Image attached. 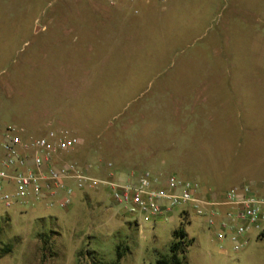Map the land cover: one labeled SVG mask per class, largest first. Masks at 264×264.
Here are the masks:
<instances>
[{"label":"rangeland","instance_id":"1","mask_svg":"<svg viewBox=\"0 0 264 264\" xmlns=\"http://www.w3.org/2000/svg\"><path fill=\"white\" fill-rule=\"evenodd\" d=\"M134 4L141 14L108 0H0V127L70 128L83 144L69 159L98 177L145 168L202 193L251 178L264 191V0ZM174 12L183 25L162 38L151 22ZM167 158L179 160L167 170ZM181 225L194 240L182 264H264V235L235 252L191 207L146 221L105 187L66 208L0 201V264L108 263L119 246L121 264H158Z\"/></svg>","mask_w":264,"mask_h":264},{"label":"built area","instance_id":"2","mask_svg":"<svg viewBox=\"0 0 264 264\" xmlns=\"http://www.w3.org/2000/svg\"><path fill=\"white\" fill-rule=\"evenodd\" d=\"M82 144L83 138L67 127L37 136L24 127L0 128V201L10 207L46 199L66 208L78 192L105 187L124 211L146 221L167 219L179 206L191 207L206 220L216 239L230 242L235 252L249 245L253 233H264V191L252 181L203 194L195 181L175 174L163 178L148 169L135 170L125 179L114 173L98 177L89 166L69 159Z\"/></svg>","mask_w":264,"mask_h":264},{"label":"crops","instance_id":"3","mask_svg":"<svg viewBox=\"0 0 264 264\" xmlns=\"http://www.w3.org/2000/svg\"><path fill=\"white\" fill-rule=\"evenodd\" d=\"M107 1V0H106ZM109 1V5L110 6H112V7H114L115 9H117V10H125V11H131V13L133 12L134 13V15H138V14H141L142 13V10L141 9H139V7H137V6H135V4H134V0H108ZM172 0H168V2L167 3H163V2H161V0H158V2L160 3V5H161V9L162 10H167V9H169L170 8V2H171ZM182 1H184V0H182ZM172 10H174V8L172 9ZM113 20H115V21H113ZM155 20H157L156 22H155ZM155 20H154V22H151V23H156L155 24V26L157 27V32L159 33V35L162 37V38H168L169 36H170V34L171 33H173V32H176V30H178L179 31V27L181 26V25H183V21H182V19L180 18V15L178 14V13H176V12H174V13H172V15H169L168 17H166V18H164L163 16H155ZM103 23H107V25H109L110 26V24H112V25H121V26H124V27H128L129 25H127L128 23H130V22H125V20H123V19H120V20H117V19H110L109 21H105V22H103ZM130 27V26H129ZM162 28V29H161ZM158 29H160V30H158ZM142 33H146V32H142ZM225 103V102H224ZM228 103H230V102H228ZM219 104H221V102H219ZM219 113H221V111H219ZM219 117H220V114H218V120H219ZM1 128V127H0ZM56 128H62L61 127V124H59V127H55L54 129H56ZM50 129H48L46 132H39L38 131V133L37 134H32V135H35V136H37V135H44V134H46L48 131H49ZM73 131V130H72ZM74 132V131H73ZM179 159H176V158H172L171 160L170 159H168L167 158V170L169 169V166H170V164L172 163V162H177ZM181 161V160H180ZM142 165V164H141ZM139 166V164H135V165H133V166H127L126 167V165H125V167H123L122 169L123 170H127V171H132L133 169H135V167H138ZM140 167V166H139ZM159 168H162V166H160ZM145 169V168H144ZM158 170V169H157ZM159 175V174H158ZM249 181H252V182H254L255 184H258L259 183V181H257V180H255V179H253V178H251ZM202 184V183H201ZM240 184V183H239ZM237 185V184H236ZM202 186H204V184H202ZM209 187H211V188H209L208 190H216L215 188H213L212 187V185H208ZM217 191H220V189L219 190H217ZM81 192H78L77 193V196H79V194H80ZM203 194H207V192L206 193H203ZM76 196V197H77ZM35 200V199H34ZM21 203V202H20ZM261 236V235H260ZM262 236H263V234H262Z\"/></svg>","mask_w":264,"mask_h":264},{"label":"trees","instance_id":"4","mask_svg":"<svg viewBox=\"0 0 264 264\" xmlns=\"http://www.w3.org/2000/svg\"><path fill=\"white\" fill-rule=\"evenodd\" d=\"M187 213L188 212L186 211H182L181 224H185L186 222L189 221L186 219V217L188 216ZM1 229L3 228H0V230ZM188 237L189 235L186 232L183 225L176 228L173 231V240L170 244L169 254L160 256V258L158 259V264H182L183 262H186L187 250L194 241L193 238L189 239ZM0 244H1V239H0ZM10 251H11L10 247H7L5 249V252H10ZM122 257L123 254L121 253L119 246V251L116 260H114L113 262L103 263L96 256L92 261V264H121Z\"/></svg>","mask_w":264,"mask_h":264}]
</instances>
